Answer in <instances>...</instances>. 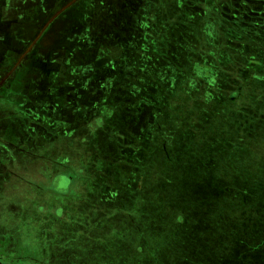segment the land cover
<instances>
[{
	"label": "rangeland",
	"instance_id": "obj_1",
	"mask_svg": "<svg viewBox=\"0 0 264 264\" xmlns=\"http://www.w3.org/2000/svg\"><path fill=\"white\" fill-rule=\"evenodd\" d=\"M184 3L191 7L181 9ZM125 9L118 15L126 21L122 28L114 20L99 25L96 7L72 9L26 47L17 42L21 33L15 37L0 23V152L14 154L12 169L42 167L37 179L21 176L39 186L16 187L7 197L3 223L11 253L3 259L264 264L260 1L151 0L139 15L141 28L154 24L147 35L130 28L136 15ZM99 44L109 46L94 52ZM116 44L123 62L111 69L121 51ZM88 56L97 63L82 68ZM23 149L39 150L42 163H18ZM64 210L90 220L92 240L61 241L56 251V223L48 217ZM61 231L60 239L70 232ZM105 233L122 248L118 258L100 255L98 237Z\"/></svg>",
	"mask_w": 264,
	"mask_h": 264
},
{
	"label": "flooded vegetation",
	"instance_id": "obj_2",
	"mask_svg": "<svg viewBox=\"0 0 264 264\" xmlns=\"http://www.w3.org/2000/svg\"><path fill=\"white\" fill-rule=\"evenodd\" d=\"M260 1V8L263 9V13L264 14V0H259ZM127 2V3H126ZM147 3L150 4L151 6V0H0V23L1 22H5V24H1V25H6L7 28L10 30L11 34L14 33L13 35H15L16 33H21V37L20 35H18L21 39L18 40L17 42H21L23 43L24 47L30 45H35L36 43H38L39 37L41 36V31H43L45 28H52V25L54 24L55 21L58 22V20L60 19V16H62L61 14H59V12L61 10H68L69 8L72 10L74 9V12L79 11L82 12V10L84 11L83 13H85V10H88L90 8H92V10H94V8H97V15L102 17V23H100L99 25H103V26H111L112 23L111 21L114 20L115 21V26L117 28H122V25H126L125 22L126 21H122L121 17H118L119 13L126 8L125 10H127L126 12H133V14L136 15V17L134 18L133 21V25L130 28L131 29H136V31H140L142 33H144L145 35H147V32L151 30V28L154 26V24L152 23V27L150 26H146L144 28H141L139 24V15L141 13H143L142 9H146L147 8ZM190 3V2H188ZM188 3H184L181 4L183 9L184 7H186V5L190 6V4ZM196 6V5H195ZM194 6V7H195ZM141 7V8H140ZM191 7V6H190ZM71 10L67 13L70 14ZM87 12V11H86ZM148 17V22H151V18H150V13L148 12L146 14ZM86 16V15H85ZM199 16V15H198ZM91 18V17H90ZM90 18H85L83 19V23L85 24L86 22L89 24L90 30H92L93 28H95V25L93 22H91ZM33 19H35L33 21ZM80 27V26H79ZM99 27V26H98ZM126 27V26H125ZM2 35L6 36L7 34L2 33ZM15 35V37H16ZM24 35H29L30 38L28 41L25 40V38L23 37ZM14 37V36H13ZM146 43H148L147 41H145ZM131 44V43H130ZM152 44V43H151ZM150 44V45H151ZM114 45L115 47H120L121 51H119V58L114 60V62L112 61V67H110L111 69H115L116 65L119 62H123L122 61V57L124 54V50L122 49L121 45ZM108 44H99L96 45V47L93 48V51H101V49H105L108 47ZM128 52H132V48L134 47L133 44H131L130 46L128 45ZM112 49V48H111ZM77 51V50H76ZM127 54V52H125ZM96 57L94 56H88L84 58V64L82 65V68H88L91 65H94V63H97V60L95 59ZM58 63V57H56L55 60ZM103 68V67H102ZM116 71V70H115ZM109 77V76H108ZM56 90V88H51V94H53L54 96H57V93H53ZM102 90V88H101ZM101 90L96 89V88H92L89 92L96 94L99 91L101 92ZM104 90V89H103ZM96 102L99 104V102H101L100 100L98 101V99H96ZM40 103H37V106ZM102 103H100L99 105H101ZM69 106L70 104H68L67 102L64 103V106ZM37 106H35L36 110L38 109ZM52 106V105H51ZM66 107V108H67ZM22 109V108H21ZM34 109V110H35ZM27 116L24 117V122H27ZM54 118V117H53ZM55 120V118L53 119ZM37 125V128L39 127L38 125H42V124H38L37 122H35ZM27 123H25L26 125ZM44 128V127H43ZM36 133H38V130H35ZM34 132V133H35ZM25 136V135H22ZM30 151L24 150L20 151L19 156H18V163L24 164L27 161V159H31L34 160V162L37 164L42 163L41 161V157H43V154L38 150H36V152H32V154ZM11 158L15 159L14 154H11L10 151H4V152H0V264H9L7 263L6 260L3 259V255L6 254H10L11 250L10 248H8V244L6 242V236L9 234L8 230H5L4 228V208L6 205H8L7 202V197L10 196V192L14 189H16V187H20L22 188H26V187H32L33 184L35 186H37L38 184H36L35 182H32V180L27 179V181L25 180L24 177H21L22 174H28L31 176V174L34 175V178L37 179V175L39 176V174H41L42 172V167H35V168H26V166H18V167H14L13 169L8 166L7 164L11 162ZM17 161V160H16ZM15 169H17L18 171H15ZM25 169V170H24ZM27 169L29 172H26ZM24 170V171H23ZM26 172V173H25ZM11 173H14L17 177H13L10 176ZM68 179V178H67ZM39 186V185H38ZM9 207V206H8ZM57 218H59L57 215H55L54 217H48V220H50L52 223H56V226L53 228L56 230V236L54 238H52L53 243L55 244V248L56 251H58V249L60 247V243L61 241L66 243V246L69 245V243L71 242L70 240H68V231L65 232V235H67L66 237L60 239V233L64 234V231H59V228H61V230L63 229H67L68 228V224L66 225V227H63L62 225L59 224ZM85 220L84 225L81 224V226L83 225L85 230L90 228V223L87 219V217H83ZM47 220V221H48ZM43 221L40 222L39 225H41V231H42V225ZM46 223V222H45ZM64 224V222H63ZM90 231V229H89ZM87 233V232H86ZM89 233V232H88ZM65 240V241H64ZM64 243V244H65ZM20 244L22 245V248L24 251H27V243H23L20 242ZM119 244L116 243V248H113V254H110L112 257H114L115 255L117 256V258L119 257L118 251L121 248ZM68 249V247L66 248ZM108 248L107 247H103L102 249H100L101 251H107ZM122 249V248H121ZM59 254V253H58ZM101 255H105V254H101ZM116 258V257H115Z\"/></svg>",
	"mask_w": 264,
	"mask_h": 264
},
{
	"label": "crops",
	"instance_id": "obj_3",
	"mask_svg": "<svg viewBox=\"0 0 264 264\" xmlns=\"http://www.w3.org/2000/svg\"><path fill=\"white\" fill-rule=\"evenodd\" d=\"M70 10H71L70 8L68 10H66V9L65 10H61L59 12V14L66 15ZM106 107L109 108V109H111V112L113 111V108H112V106L110 104L109 105L106 104ZM71 170L73 172H75V168L74 167H72ZM55 215H57L59 217V218H57V220H58V222H59L60 225H63V222L66 223V224H76V223H78V229L77 230L75 228L77 226H71V227L68 226V229L70 231V232H68V240H70L72 242V244H76L78 242L81 243V244H85L86 242L89 243L90 240H92L91 239V235H90V231L91 230L89 231L90 228L87 229V230H85V228H84V226H85L84 225V222L75 219V218H77L75 215L69 214V212L68 211H65V210L61 214L54 213L52 216L54 217ZM105 220H107V219H105ZM98 222H101L102 223V221L100 219L98 220ZM106 222H108V221H106ZM80 223H83V225H84V226L82 225V227H81L82 229L79 226ZM101 223H100V225H102ZM105 229H106V227L105 226H102V230L106 231ZM59 231L61 232V228H59ZM111 233H112V235L114 234L113 236L115 237V235H116L115 234V230L114 231L112 230ZM60 237L61 236H59V238ZM108 238H110V237H109V235H107V233L103 234L102 237L101 236L98 237V239H99V248L100 249H102L103 247H107L108 248V250L106 249L107 251H101V250H99L100 251V255L101 254L110 255V254H113L114 253L112 249L113 248H116V243H114L112 241L113 238H110V239H108ZM89 246H90V244H89ZM85 249L86 250H84V251H87V252L91 253V249L92 248L86 247Z\"/></svg>",
	"mask_w": 264,
	"mask_h": 264
}]
</instances>
